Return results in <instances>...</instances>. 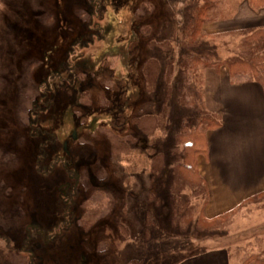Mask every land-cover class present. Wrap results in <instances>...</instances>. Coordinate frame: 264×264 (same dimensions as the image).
Returning a JSON list of instances; mask_svg holds the SVG:
<instances>
[{
	"label": "rangeland",
	"instance_id": "374dc122",
	"mask_svg": "<svg viewBox=\"0 0 264 264\" xmlns=\"http://www.w3.org/2000/svg\"><path fill=\"white\" fill-rule=\"evenodd\" d=\"M194 1L1 0L0 264H241L264 255V190L217 230H197L199 197L189 199L186 231L171 223L181 146L170 133L186 109L163 100L160 80L149 91L142 66L164 62L168 53L150 42L170 38ZM206 40L214 48L188 52L222 59L238 37ZM148 114L162 119L154 137L132 122ZM105 130L130 137L129 152L112 156ZM153 148L165 169L150 182ZM262 154L264 144L255 162ZM84 201L102 205L88 229Z\"/></svg>",
	"mask_w": 264,
	"mask_h": 264
},
{
	"label": "trees",
	"instance_id": "16d2710c",
	"mask_svg": "<svg viewBox=\"0 0 264 264\" xmlns=\"http://www.w3.org/2000/svg\"><path fill=\"white\" fill-rule=\"evenodd\" d=\"M246 1L253 10L264 9V0ZM191 3L181 22L174 23L170 38L161 42H150L153 47L157 46L168 53L164 62L152 57L142 66L149 91L156 90L157 82L160 80L163 85V100L168 102L172 97L175 105L186 109V115L179 121L178 128L170 133L174 144L181 146L180 159L173 161L171 165L172 182L169 187L171 223L173 228L181 232L187 230L192 219L193 208L188 203L190 197L202 199L203 204L195 224L197 230L201 231L219 229V226L245 201L216 217L207 218L204 215L203 209L208 202L209 191L205 179L198 170L197 157L208 153L207 132L220 128L222 118L220 114L204 106V80L199 74L208 68L218 70L226 67L231 83L255 82L261 86L264 94V25L228 32L227 34H236L238 37L236 45L228 50L229 56L222 59L203 57L199 53L188 51L192 48L200 50L205 44L213 45L214 48V40L208 41L206 38L214 39L216 36L206 34L203 26L222 17L226 5L222 0H195ZM176 48L179 50L178 57L174 56ZM185 50L186 52H183ZM84 102L87 103L88 100ZM132 122L140 132L149 137H154L162 126V119L155 114L142 115L134 118ZM104 133L111 143L112 156L129 152L132 140L130 137L118 136L110 130H105ZM149 164L150 182H152L163 174L164 153L153 148ZM185 191L189 194L188 198L183 200ZM254 197L255 195L249 197V200ZM82 208L84 212L80 223L84 229H88L102 214V205L84 201ZM241 264H264V255L251 254Z\"/></svg>",
	"mask_w": 264,
	"mask_h": 264
},
{
	"label": "crops",
	"instance_id": "0c3cea01",
	"mask_svg": "<svg viewBox=\"0 0 264 264\" xmlns=\"http://www.w3.org/2000/svg\"><path fill=\"white\" fill-rule=\"evenodd\" d=\"M233 3L203 26L206 34L224 37L264 25V9L253 10L246 0ZM203 80L204 106L222 118L220 128L207 132L208 153L197 157L209 191L204 215L213 218L264 190V154L255 162V149L264 144V94L255 82L231 83L226 67L206 69Z\"/></svg>",
	"mask_w": 264,
	"mask_h": 264
},
{
	"label": "flooded vegetation",
	"instance_id": "af4514ba",
	"mask_svg": "<svg viewBox=\"0 0 264 264\" xmlns=\"http://www.w3.org/2000/svg\"><path fill=\"white\" fill-rule=\"evenodd\" d=\"M65 163V162H64ZM66 201V200H65Z\"/></svg>",
	"mask_w": 264,
	"mask_h": 264
}]
</instances>
